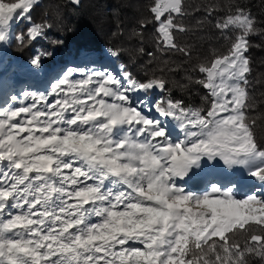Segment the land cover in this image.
Listing matches in <instances>:
<instances>
[{
  "label": "snow or ice",
  "instance_id": "1",
  "mask_svg": "<svg viewBox=\"0 0 264 264\" xmlns=\"http://www.w3.org/2000/svg\"><path fill=\"white\" fill-rule=\"evenodd\" d=\"M37 6L0 0V46L15 39L23 47L46 35L52 25L33 21ZM147 12L135 34L154 24L159 50L189 60L196 45L178 34L195 41L197 28L215 21L223 50L199 58L187 77L206 90L201 106L172 95L165 68L139 78L127 65H98L87 49L44 91L6 95L0 264H250L253 257L264 264V141L249 116L247 55L260 32L256 18L243 6L201 9L188 0H150ZM20 22L26 29L13 35ZM52 55L37 52L28 64L43 71ZM5 86L15 87L0 73ZM202 172L204 188L191 190L189 181ZM237 173L258 187L240 195Z\"/></svg>",
  "mask_w": 264,
  "mask_h": 264
},
{
  "label": "trees",
  "instance_id": "2",
  "mask_svg": "<svg viewBox=\"0 0 264 264\" xmlns=\"http://www.w3.org/2000/svg\"><path fill=\"white\" fill-rule=\"evenodd\" d=\"M188 2L193 6H200L201 9L209 3L243 6L256 18V26L260 32L250 37V48L247 53L252 68L249 80L250 104L253 105V110L249 112V116L256 120L257 138L264 141V0H188ZM149 3L150 0H81L79 6H76L70 3V0H38V6L32 12V19L36 23L47 20L52 25L51 29L46 31L44 37L31 43L25 42L23 47L15 39L0 46V73L4 81L14 84L11 94L18 88L44 91L49 82L60 75L66 67L75 66L73 61L79 64L77 53L87 49L93 53L91 59L96 60L98 65L111 66L117 71L121 65H127L128 70L139 78L165 68L173 86L172 95L184 99L193 106H201L206 90L202 86L189 84L187 77L199 58L208 56L213 49L223 50L225 42L219 38V33L213 27L215 21L206 22L203 28H197L195 41H192L191 36L178 34V39L182 43L186 41L195 43L196 52L191 60L179 53L164 54L157 47L154 24L149 23L142 30V36L135 34L141 31L137 27L139 20L145 17L150 19L147 12ZM203 14V11L193 13L192 23L195 19H201ZM223 14L224 12L220 11L216 15ZM26 24L27 22H20L15 25L13 35L24 31ZM53 41L63 43L54 44ZM107 48L121 49L119 59L109 57L104 51ZM37 52L53 53L43 60L45 83L39 85L37 82L32 85V80L25 79V82H15L16 77H20L17 70L28 66V61ZM150 52L152 56L148 55ZM198 75L193 79L198 78ZM177 82L188 87L184 89L175 87ZM6 91L4 89L3 93ZM3 103L2 98L0 105ZM237 175L242 178L244 174ZM205 177L207 174L200 179L204 180ZM250 264H260V261L253 257L250 258Z\"/></svg>",
  "mask_w": 264,
  "mask_h": 264
},
{
  "label": "rangeland",
  "instance_id": "3",
  "mask_svg": "<svg viewBox=\"0 0 264 264\" xmlns=\"http://www.w3.org/2000/svg\"><path fill=\"white\" fill-rule=\"evenodd\" d=\"M17 72L19 73L20 77H16L15 82H19V81L25 82V80H30V81L32 80L31 83L32 85H34V83L38 82L39 84H41L44 81L43 79H41V77H43V75L45 74V69H43V71L37 72L33 70L31 66L28 65L21 67L20 69L17 70ZM4 89L7 90L5 94L3 93ZM19 90H20L19 88L16 89V92H18ZM11 91L12 90L8 89L6 86L2 87V89H0V97H1L0 99L2 98L4 99L6 95H11ZM204 174H206V172L199 173L196 176H194L192 180L189 181V187L191 188V190L197 191L204 188L206 181L208 179V177H205L204 180L200 179ZM195 178L197 179L195 180ZM240 182L242 184V190L240 192V195H244L248 193L249 190L253 187H258V185H254L251 181H248L244 175L241 178Z\"/></svg>",
  "mask_w": 264,
  "mask_h": 264
},
{
  "label": "clouds",
  "instance_id": "4",
  "mask_svg": "<svg viewBox=\"0 0 264 264\" xmlns=\"http://www.w3.org/2000/svg\"><path fill=\"white\" fill-rule=\"evenodd\" d=\"M44 76V75H43ZM41 79H43L44 81H43V83H41L42 85L45 83V79H44V77H41ZM41 84H39V85H41Z\"/></svg>",
  "mask_w": 264,
  "mask_h": 264
}]
</instances>
